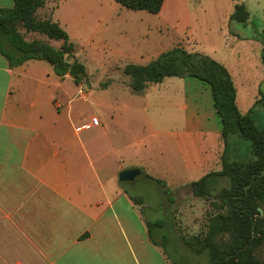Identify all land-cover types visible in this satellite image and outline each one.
I'll list each match as a JSON object with an SVG mask.
<instances>
[{"label":"crops","instance_id":"0c3cea01","mask_svg":"<svg viewBox=\"0 0 264 264\" xmlns=\"http://www.w3.org/2000/svg\"><path fill=\"white\" fill-rule=\"evenodd\" d=\"M237 4L250 13L246 24L231 19ZM13 5L0 0V8ZM125 10L113 0H46L37 18L57 22L79 59L89 53L104 67L121 66L123 58L147 61V46L136 47L158 33L172 47L157 57L179 45L206 54L229 69L237 90L239 58L254 54L253 65L264 68V22L256 24L246 1L165 0L160 13L141 19L127 17ZM159 40L164 46L165 39ZM112 87L77 85L70 74L61 79L46 61L13 67L0 52V264H172L165 235L156 239L148 225L156 211L147 216L145 209L152 207L130 192L138 176L121 182L120 174L139 169L146 180L149 175L163 181L167 188L156 183L165 202L183 203L174 214L186 224L204 201L191 189L189 199L199 205L192 211L178 196L170 197L169 188L191 187L222 170L224 146L211 89L197 79L168 78L152 94L122 84L108 99ZM156 109L167 117L147 121ZM155 140L168 149L172 143L177 161H155ZM163 167L170 178H159ZM159 228L163 234L164 225ZM183 235L173 237L175 244L190 249L183 241L190 237Z\"/></svg>","mask_w":264,"mask_h":264},{"label":"trees","instance_id":"16d2710c","mask_svg":"<svg viewBox=\"0 0 264 264\" xmlns=\"http://www.w3.org/2000/svg\"><path fill=\"white\" fill-rule=\"evenodd\" d=\"M113 1L129 10L151 14L160 13L165 2ZM45 4L46 0H14L13 7L0 8V52L13 67L30 60L46 61L61 79L70 74L77 85H90L87 68L79 62L76 46L66 31L51 19L37 18ZM249 18L247 7L237 4L231 19L246 24ZM25 34L39 37L28 39ZM262 44L264 66V41ZM7 45L18 55L10 53ZM123 73L130 79L131 90L142 94L154 93L155 87L168 78L197 79L210 87L224 143L222 170L191 184L193 195L210 204L208 224L204 233L184 237L183 241L196 254H207L209 264H264V128L255 117L257 107H264V92L260 91L252 109L242 113L229 69L206 54L191 52L180 45L147 65L128 64ZM232 139L235 147L230 152ZM247 141L251 148L246 147ZM147 178L167 188L163 181L149 175ZM148 225L151 229L152 223Z\"/></svg>","mask_w":264,"mask_h":264},{"label":"rangeland","instance_id":"374dc122","mask_svg":"<svg viewBox=\"0 0 264 264\" xmlns=\"http://www.w3.org/2000/svg\"><path fill=\"white\" fill-rule=\"evenodd\" d=\"M246 1V4L249 5L250 11L252 13V16H254V19L256 21V24H260L264 22V0H243ZM131 13V16L136 19H141L143 17H152L151 14L148 12H133V10H125ZM135 13V14H132ZM28 39H33L35 37V34H25ZM159 38L165 39L164 46H162V42L159 40ZM168 36L166 37H160L158 33L153 34L148 38V41H140L138 46L136 47L135 51H138L139 49H142V47H146L145 50L149 52V55L147 58H149L147 61H137L134 59H128L123 58L120 59L122 64L116 65L114 67L107 65L103 66L102 63L98 58H92L91 55L83 54L81 59L78 58L79 62H82L86 68L89 76H90V84L97 85L99 87H107L111 84H113V87L109 92L107 93L106 97L113 98L115 97V94L121 91L120 85H129V77L124 75L123 68L125 65L128 64H139V65H146L150 63L151 61L157 59V53L160 52L163 48H171L172 45L168 41ZM171 46V47H168ZM7 48H10L14 51V48L7 45ZM243 60L240 58L238 59L239 65L235 74L237 85H238V94H239V109L241 111H249L254 107L256 104V101L260 98V91L264 92V68L263 67H255L253 65L256 63V59L254 57V54L245 55L242 57ZM108 62H112L115 59H107ZM251 61V62H248ZM253 62V63H252ZM20 65H16L14 67H19ZM172 79V78H171ZM234 79V78H233ZM67 86L71 88L70 82H66ZM171 84H168V87H170ZM167 87V88H168ZM207 87V86H206ZM170 91V93L173 95L175 92L173 91V87H170L167 89ZM97 95H104L101 93V91L98 92ZM98 96V97H100ZM77 101V99L75 100ZM80 102L82 99L79 100ZM83 103V102H82ZM85 107L91 111L92 103H84ZM167 112H163L161 109H156L155 111L149 110V113L147 114V121H151V119L157 120V118H162L164 116L167 117ZM257 123L260 127L264 128V107L259 106L256 109V115ZM149 123H145V128H148ZM156 144H154L151 148L153 149V154L155 156V161L161 162L164 164L172 163V161H177L175 157L171 155V150L173 149V144L171 142V147L168 149L166 145H159V140H155ZM168 143V144H169ZM230 146L232 152V149H234L235 145L233 143V139L230 140ZM246 147L248 146L251 148V143L249 141L246 142ZM224 146V143H223ZM160 151L164 153V157L161 158ZM171 151V152H170ZM224 151V149H223ZM242 151V149H240ZM243 153V151L241 152ZM157 155V156H156ZM160 156V157H159ZM159 158V159H158ZM175 164V163H173ZM163 165V164H162ZM178 166V164H176ZM163 175H160L159 178H170L169 175L170 172H167L166 168H164ZM150 174L154 176V172L150 171ZM179 173L182 175L183 171L180 168ZM162 174V173H161ZM168 180V179H166ZM173 188V190H172ZM171 190L170 197H176L178 196L184 202L192 208V211L194 208L199 206L198 204L194 203V200L189 199L191 195V187L187 186L181 190H176V187L169 188ZM164 191V190H163ZM166 191V190H165ZM132 194L135 196H142L144 198V202L149 204L152 208L151 210L145 209V214L147 216H150V213H152L154 210L156 211L155 217H150L152 219V235L158 239L165 235L166 242H164V248L166 253L171 259L172 264H209V257L207 254L199 256L195 252H193L190 249H182L179 250L175 244V240L173 237L180 238V236H184L185 233L186 236H194L201 233H204L207 230V224H208V217H207V211L210 209V204L208 201L203 199L204 202H202V206L200 207L199 211L194 210V215L191 218L185 219L186 224L183 223L184 219L181 217L176 216L174 214V211L180 210L182 206L181 201H177L176 203H168L165 202V195L163 196L160 192L159 186L156 182H153L151 180H146L144 175L138 176L135 180L134 186L131 187ZM139 200V199H138ZM174 201V199H172ZM166 203V204H165ZM167 205H170L167 210ZM165 206V207H164ZM186 206V205H185ZM206 209V210H205ZM202 210V211H201ZM172 212V213H171ZM160 221L164 222V229L163 234L162 231H160ZM193 227H196V231H194Z\"/></svg>","mask_w":264,"mask_h":264},{"label":"water","instance_id":"95a60500","mask_svg":"<svg viewBox=\"0 0 264 264\" xmlns=\"http://www.w3.org/2000/svg\"><path fill=\"white\" fill-rule=\"evenodd\" d=\"M140 174H141V170L139 169L125 170L120 174V181L121 182H133L135 178L139 176Z\"/></svg>","mask_w":264,"mask_h":264},{"label":"built area","instance_id":"2783aa9c","mask_svg":"<svg viewBox=\"0 0 264 264\" xmlns=\"http://www.w3.org/2000/svg\"><path fill=\"white\" fill-rule=\"evenodd\" d=\"M92 122H93L94 125H98L99 124V119L97 117H94L92 119Z\"/></svg>","mask_w":264,"mask_h":264}]
</instances>
